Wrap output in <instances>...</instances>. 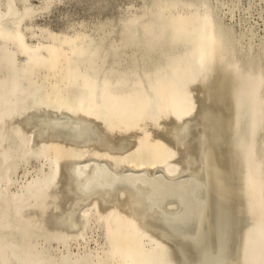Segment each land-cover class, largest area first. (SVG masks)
Returning <instances> with one entry per match:
<instances>
[{
  "label": "rangeland",
  "instance_id": "rangeland-1",
  "mask_svg": "<svg viewBox=\"0 0 264 264\" xmlns=\"http://www.w3.org/2000/svg\"><path fill=\"white\" fill-rule=\"evenodd\" d=\"M8 11L18 22L10 28L18 30L30 47L54 46L58 62L50 68L46 59H30L13 35L0 37V251L7 263L135 264L136 258L134 246L108 232L104 218L107 205L100 200L98 209L91 208L88 223L78 235L60 223L74 201L67 167L60 162L56 178L49 182L54 163L52 149L46 144L51 140L42 137L20 112L44 98H86L90 88L86 77L96 83L99 94L107 79L116 94L136 96L142 91L156 103L159 95L153 88L161 80L181 74L177 69L187 67L189 71L192 67L197 75L193 70H181L190 78L193 73L198 78L193 77L194 83L186 91L195 101L197 113L204 114V124L184 141L178 139L170 119H160L156 127L149 120L142 124L152 130V139L160 138L174 147L178 152L174 162L203 167L209 173L212 201L199 247L185 248L165 229L149 224L128 194L114 206L121 218L131 217L139 232L166 247L168 264L183 260L198 264L205 258V250L217 249L227 264H251L253 238L260 231L264 233V0H0V13ZM41 52L48 54L46 49ZM192 54L199 59L205 56L208 65L203 62L200 67L204 69L200 70V60L196 62ZM209 61L211 66L222 64L214 70ZM62 66H69L68 73L80 77L68 83L67 70ZM252 175L262 179L254 180ZM249 178L260 184L257 201ZM149 236L142 239L146 251L155 244ZM138 258V264L145 263L144 258Z\"/></svg>",
  "mask_w": 264,
  "mask_h": 264
},
{
  "label": "bare ground",
  "instance_id": "bare-ground-1",
  "mask_svg": "<svg viewBox=\"0 0 264 264\" xmlns=\"http://www.w3.org/2000/svg\"><path fill=\"white\" fill-rule=\"evenodd\" d=\"M12 23L13 25L14 23L15 24L18 23L17 21L14 20L13 12L8 11L6 13H0V37H6V36L13 35V38L16 40V42H20V45L23 47V49H25V52L28 53L27 55L30 59L36 58V60H38L37 56H39L43 60L46 59L45 61L48 60L50 63L49 62H46V63L50 64V68H54L57 64L56 62H58L56 59L57 57H54V55H56L55 47L54 46L46 47L43 45L41 47L28 46L23 41L24 38H22L21 33L18 30H14L10 28V25ZM12 28H15V27L13 26ZM56 36L58 37V35ZM64 38L65 40H71L68 36L66 37L64 36ZM42 49H46L48 54L42 55V52H41ZM193 57L196 58V62L197 60H200L199 66L197 63H194V64H196L200 70L204 69L201 67L206 63L205 60L207 58L205 56H204L205 58L201 57L200 55V59H199L197 55L195 54L193 55ZM190 59L191 58H189V60ZM203 62L205 63L203 64ZM188 64H190L188 65V67H190L192 63L189 62ZM206 65L208 64L206 63ZM212 65L213 66H211V63H210V67L212 68L215 67L214 70H216L217 69L216 67L219 66V65L216 66V63H215V66L214 64ZM62 68L64 70H67V75L65 76V78L68 79L69 81L68 83H73L75 82V79L80 77L78 73H70V72L68 73L69 66H62ZM181 69H186L187 72L189 73H191L193 70L192 67L191 69L189 68V71L187 67L186 68L181 67L180 70L179 69L176 70V71H181L179 72L181 74L178 75L174 73L175 76L164 79L165 80V81L163 80L164 82H162L161 80V84L159 83L158 87L153 88V89H156V91L158 92V94L156 95H159L156 97L157 99L159 98V101H157L156 103H155L156 99L155 100L151 99L150 96H148L147 94L143 95L142 91L140 93L141 95L139 94L140 96L137 93L136 94L138 96L137 95L132 96L133 94L131 95L129 93L116 94L115 92L112 91L111 89L112 87L110 86L111 84L107 79L103 80V84H102L103 88L99 94L95 91V88H94V86H96L94 84L96 83L95 82L93 83V80H89V78L86 77L85 82L90 83L89 93L87 94L86 98H82V99L80 98L73 99L70 97H63L62 99H54V98L45 99L44 98V99H41V101L40 100L38 102L36 101V103L32 104L30 107L25 108L23 111L20 112V114L17 113L20 116L22 115L24 119L27 121V123L35 126L38 129L42 137L47 138V139L49 138L51 140L49 141V143L46 144V148L50 150L52 149V153H53L52 159L54 163L53 169L51 170L53 172H51L52 175H50L49 177V182L53 181L56 178L57 168L60 166L59 165L60 162L65 163L67 167L66 171L68 172V178L70 180V186H71V190L73 193L74 201H72L73 205L71 208L69 209L67 208L68 209L67 211L65 209L66 211L65 215L63 216V218L61 217L62 222L60 223H63L64 227L70 233H73V234L77 233L78 235V233H80L79 231L83 230L88 223L91 208L96 207V209H98L99 200H100V202L101 201L104 202V206L107 205V207H105L107 210H104L106 214L104 213L105 214L104 215L103 213L100 212V215L101 216L104 215V218L108 226V232L115 239L125 242L129 246H134L135 247L134 250H136L135 257L136 258L139 257L137 261L141 260V257H142L145 259V261L144 259L142 261V262H145L144 264H152L154 262H158L155 264H168L166 261L167 259L165 258V255L167 254V257L169 256H168V253L165 254V251L167 250H164V249L166 247L162 243L157 241L156 238L154 239L153 237H150L148 234L141 233L138 231V228H137L138 225L136 226L135 222L133 221L131 217L129 216H125L124 218L120 217V211L117 210L114 204L116 201L120 199L122 195L123 197H125L124 195L128 194L129 197L133 200L134 206L137 208V210L142 215H145L148 222L150 221L154 224H157L159 227H162L163 229H165L166 232H168V234L170 235V237L175 240V242L177 241L185 248L196 247V245L193 244L192 237H199V244L202 241L203 236H204L205 226H207V222H208V215H209L208 211H209V208L211 206V201H212L211 187H210V181H209L210 177L208 178L209 173L207 169L203 167H194L192 165H186V164L185 166H183L180 163L174 162V160L176 161L175 159L177 155L176 153H178L177 151L173 150L174 147L169 146L171 144L168 145L163 140H160V138L155 139L153 137L154 139H152V135H151L152 130L151 132H149V130H147L146 128L147 124H145L146 127L144 124H142L143 122L145 123L146 120H149V121H153L152 122L153 126L156 127V125L158 126L160 124V119L165 118L167 119V121L170 119L171 123L174 124L173 126H175L176 135L178 139L183 140V141L195 130V128L204 124L203 123L204 114L202 116L201 112L197 113L198 111L196 110L197 105L195 104V101L189 95H187L189 93H187L188 91H186L187 88L191 84L194 83V78L196 77V79H198L197 76H195L196 72L193 70L195 73H193L194 75L191 74L194 77L193 78L191 76L193 78L192 79L188 76V73L185 74V72H183V70ZM197 74L198 73H196V75ZM204 74L205 73H203V76H205ZM220 75H223V74H220ZM203 78H206V77H203ZM205 81H206L205 83H207L209 80L206 79ZM205 83L203 82L202 84H205ZM206 115H208V113ZM221 122H223L222 119H221ZM148 123L150 124V122ZM210 126H213V124ZM214 126H216V124ZM137 129L141 130L142 134L140 133V131L138 134ZM151 129H154V128L152 127ZM21 132L23 133V131ZM153 133H154V130H153ZM153 135L155 136V134ZM53 138H56V140ZM164 140L166 139L164 138ZM38 147H39V144H38ZM189 152H192V151H189ZM195 159L196 158H194V160ZM198 159L199 158H197V160ZM207 159L209 160V158ZM178 160L181 161V159H178ZM201 161H203L202 158H201ZM216 169L217 168H215V170ZM60 171H61V168H60ZM255 172L256 171H254V173ZM252 177L254 179L255 176L252 175ZM257 177L259 176L256 175V178ZM259 178L262 179V177H259ZM254 180L249 178L250 182L248 184H250L251 186L250 190L253 193V196L255 197L256 193L258 192L260 188V184L256 183ZM234 197H237V196H234ZM221 198H218V199L221 200ZM54 199L58 201L59 198L57 199L56 197ZM122 199L123 198H121V200ZM254 199L255 201H257V196ZM214 200L215 199H213V201ZM229 200L230 198L228 199V201ZM223 201H225V199H223ZM53 202L55 203V201ZM229 203H231V201ZM226 206H230V204ZM231 206H234V205H231ZM58 208H59V204H58ZM34 211L35 210H33V212ZM23 219L21 217V220ZM140 219L142 218L140 217ZM213 224H214V221H213ZM213 231L215 230L213 229ZM152 234L155 235L154 233ZM214 234L216 233H213V235ZM144 236H149L151 241L155 242V244L152 246V248L149 251L144 250L142 247L143 246L142 239ZM213 243H215V241ZM251 249H252L251 258L253 259L252 263L253 264H264V233L263 232L260 231L254 236ZM170 252H171L170 255H173L172 254L173 252L172 251ZM184 253L186 252L184 251ZM190 255H191V252H190ZM186 256H189V254ZM136 258L134 262L135 264H138L136 262ZM6 260L3 257L2 252L0 251V264H9L7 263L9 261H6ZM142 262H139V263H142ZM10 264H22V263L16 260L14 262L12 261Z\"/></svg>",
  "mask_w": 264,
  "mask_h": 264
},
{
  "label": "snow or ice",
  "instance_id": "snow-or-ice-1",
  "mask_svg": "<svg viewBox=\"0 0 264 264\" xmlns=\"http://www.w3.org/2000/svg\"><path fill=\"white\" fill-rule=\"evenodd\" d=\"M193 244L199 247V237H192ZM204 259L200 260L198 264H227V262L220 258V253L216 251H204ZM178 264H194L190 260L178 261Z\"/></svg>",
  "mask_w": 264,
  "mask_h": 264
}]
</instances>
